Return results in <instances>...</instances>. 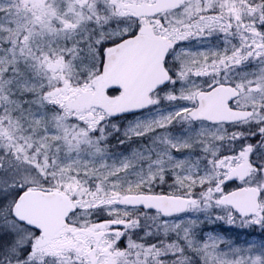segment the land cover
Here are the masks:
<instances>
[{
	"label": "snow or ice",
	"instance_id": "obj_1",
	"mask_svg": "<svg viewBox=\"0 0 264 264\" xmlns=\"http://www.w3.org/2000/svg\"><path fill=\"white\" fill-rule=\"evenodd\" d=\"M0 264H264V0H0Z\"/></svg>",
	"mask_w": 264,
	"mask_h": 264
}]
</instances>
